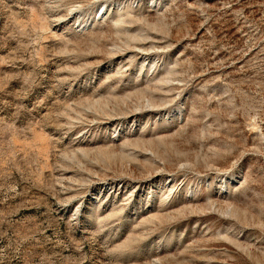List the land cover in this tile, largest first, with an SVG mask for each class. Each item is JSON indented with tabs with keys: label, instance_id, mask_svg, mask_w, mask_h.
<instances>
[{
	"label": "rangeland",
	"instance_id": "obj_1",
	"mask_svg": "<svg viewBox=\"0 0 264 264\" xmlns=\"http://www.w3.org/2000/svg\"><path fill=\"white\" fill-rule=\"evenodd\" d=\"M0 264H264V0H0Z\"/></svg>",
	"mask_w": 264,
	"mask_h": 264
}]
</instances>
